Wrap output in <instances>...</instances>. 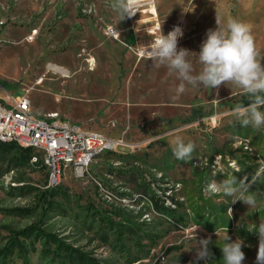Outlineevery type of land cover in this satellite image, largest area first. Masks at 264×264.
<instances>
[{"label": "rangeland", "instance_id": "obj_1", "mask_svg": "<svg viewBox=\"0 0 264 264\" xmlns=\"http://www.w3.org/2000/svg\"><path fill=\"white\" fill-rule=\"evenodd\" d=\"M111 3L0 0V81L5 90L17 98L30 89L36 115L59 113L116 138L128 129V141L140 146L134 153L121 149L98 157L84 179L69 169L64 172L57 187L68 198L56 197L59 205L45 228L102 264H205L195 256L197 242L207 237L213 253L208 264H224L221 247L226 235L231 241L243 240L242 264H257L259 237L249 231L264 221V173L250 189L255 207L232 203L234 198L222 192L206 194L205 189L213 179L222 182L232 175L251 181L264 161V126L242 127L232 116L238 104L232 98L244 94L238 87L187 86L177 94L180 81L174 74L140 58L144 47L124 43L131 31L149 44L160 29L167 35L179 26L184 35L178 49L198 54L207 30L217 27L218 14L222 25L236 19L251 27L258 59L264 63V0H156L122 21ZM188 59L198 73V58L189 54ZM50 65L68 75L50 70ZM177 135L195 144L190 160L173 155ZM127 154L140 157V162ZM11 159L0 153V248L9 237L4 226L23 229L40 218L41 192L49 181L47 168ZM90 205L94 209L88 211ZM200 207L207 209L199 212ZM20 209L32 213L16 212ZM94 211L144 225L156 243L144 241V251L130 235L125 248L114 236L106 243V230L92 216L87 219ZM37 248L31 264H59L43 258L39 243ZM11 264L23 263L13 258Z\"/></svg>", "mask_w": 264, "mask_h": 264}, {"label": "clouds", "instance_id": "obj_2", "mask_svg": "<svg viewBox=\"0 0 264 264\" xmlns=\"http://www.w3.org/2000/svg\"><path fill=\"white\" fill-rule=\"evenodd\" d=\"M155 3L156 0H112L110 6L122 21L126 17H133L144 7L154 6ZM184 11L189 12L185 9ZM216 25L215 29L207 30L206 39L198 54L185 48L178 49V39L183 37L184 32L181 27L174 26L167 35L160 29V34L145 47L143 55L153 62L154 67H166L170 74L178 78L180 83L176 88L177 94L184 93L187 86L196 88L202 85L204 88L217 89L220 85L232 84L238 87L249 97V103L247 106L237 104L232 110V116L242 127L260 129L264 126V112L260 110L264 108V63L258 59L260 53L251 27L236 19H229L226 25H222L218 14ZM189 54L198 58L201 65L198 73L194 74L193 64L188 59ZM194 149L193 142L185 143L179 135L172 141L173 155L177 160H190ZM260 163L261 168L252 176L251 181L247 176L238 181L234 175L222 182L213 179L206 186V194L222 192L234 198L232 203L242 201L248 207H255L256 199L249 193L256 179L264 173V161ZM249 232H254L259 237L256 262L264 264V221H260ZM225 241L221 247L224 264H242L245 260L243 240L238 238L231 241L226 235ZM211 243V237L201 238L197 242L195 261L203 260L208 264L213 256L209 248Z\"/></svg>", "mask_w": 264, "mask_h": 264}, {"label": "built area", "instance_id": "obj_3", "mask_svg": "<svg viewBox=\"0 0 264 264\" xmlns=\"http://www.w3.org/2000/svg\"><path fill=\"white\" fill-rule=\"evenodd\" d=\"M144 49L138 53L140 58ZM30 91L26 89L23 96L14 98L0 81V142L32 149L35 155L31 163L38 164L41 158L48 169V187H57L68 169L76 178L84 179L98 157L120 153L121 149L134 153L140 148L128 141V129L116 138L87 129L59 113L36 115Z\"/></svg>", "mask_w": 264, "mask_h": 264}, {"label": "trees", "instance_id": "obj_4", "mask_svg": "<svg viewBox=\"0 0 264 264\" xmlns=\"http://www.w3.org/2000/svg\"><path fill=\"white\" fill-rule=\"evenodd\" d=\"M135 43L133 32L129 33L126 44L131 46ZM237 100L238 104L247 106L249 103V97L245 94L241 95L239 99L233 97L232 101ZM0 153L11 157V161L14 164L29 165L32 164V158L35 155L34 151L30 148H24L17 143H1ZM115 154V153H112ZM110 155V154H107ZM128 155V154H127ZM128 158L133 160L134 163L140 162L141 158L135 155H128ZM36 166L43 165L40 158ZM46 168V167H45ZM62 194L61 189L58 187H47L46 190L41 192V204H43L42 214L40 218L23 229H15L9 226L3 228L9 233L6 244L0 248V264H11L13 258H18L23 264H31V255L38 252L37 243L41 245V254L43 258L50 259L58 262L59 264H102L100 261L91 257L89 254L81 252L78 248H75L65 242L58 235L49 232L45 228V222L49 217V214L56 210L59 203L56 197ZM64 194V193H63ZM62 194V195H63ZM63 197L68 198L66 194ZM94 207L90 205L88 211L93 210ZM206 207H200L199 212L206 211ZM25 212L30 215L32 210H16V212ZM8 212H13L9 210ZM88 215L87 219L92 216V221L98 223L103 230H106L103 239L106 243L112 242V236L116 237L114 242L117 245L126 246V236L130 235L133 238L136 237L134 245L139 247V251H144V241H150L152 245L156 243V236L154 233L144 228V225L129 224L122 221H116L110 217L102 214ZM1 238V233H0ZM125 248V247H124Z\"/></svg>", "mask_w": 264, "mask_h": 264}, {"label": "crops", "instance_id": "obj_5", "mask_svg": "<svg viewBox=\"0 0 264 264\" xmlns=\"http://www.w3.org/2000/svg\"><path fill=\"white\" fill-rule=\"evenodd\" d=\"M174 27V26H173ZM133 35H134V38H135V43L133 44V45H131V46H128L127 44H126V42L124 43L128 48H131V47H134V46H139V47H146V46H148L150 43H151V41L152 40H150L149 41V44H146L145 42H140V40H139V38L137 37V35H135L134 33H133ZM136 36V37H135ZM145 36H150V35H145ZM153 39H154V37H153ZM145 58V57H144Z\"/></svg>", "mask_w": 264, "mask_h": 264}, {"label": "bare ground", "instance_id": "obj_6", "mask_svg": "<svg viewBox=\"0 0 264 264\" xmlns=\"http://www.w3.org/2000/svg\"><path fill=\"white\" fill-rule=\"evenodd\" d=\"M155 13H156V12H155ZM36 33H37V32H35V33L32 35V37L30 38L31 40H33V37H34V35H35ZM34 39H35V38H34ZM49 69L52 70V71H54V72H60V73H62V74L65 75V76L68 75V72H67V71H65L64 69H62L61 67L56 66V65H50V66H49Z\"/></svg>", "mask_w": 264, "mask_h": 264}]
</instances>
